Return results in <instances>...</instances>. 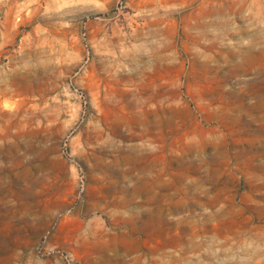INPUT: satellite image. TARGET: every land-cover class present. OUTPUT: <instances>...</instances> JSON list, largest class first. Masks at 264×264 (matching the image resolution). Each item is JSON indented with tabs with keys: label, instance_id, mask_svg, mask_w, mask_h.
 Returning <instances> with one entry per match:
<instances>
[{
	"label": "rangeland",
	"instance_id": "374dc122",
	"mask_svg": "<svg viewBox=\"0 0 264 264\" xmlns=\"http://www.w3.org/2000/svg\"><path fill=\"white\" fill-rule=\"evenodd\" d=\"M0 264H264V0H0Z\"/></svg>",
	"mask_w": 264,
	"mask_h": 264
}]
</instances>
